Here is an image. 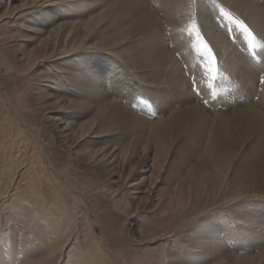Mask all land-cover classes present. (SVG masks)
I'll return each mask as SVG.
<instances>
[{"label": "bare ground", "instance_id": "1", "mask_svg": "<svg viewBox=\"0 0 264 264\" xmlns=\"http://www.w3.org/2000/svg\"><path fill=\"white\" fill-rule=\"evenodd\" d=\"M219 1L264 39L261 0ZM193 4L0 0V264H264V86L200 103L165 27ZM203 26L257 95L264 49Z\"/></svg>", "mask_w": 264, "mask_h": 264}, {"label": "rangeland", "instance_id": "2", "mask_svg": "<svg viewBox=\"0 0 264 264\" xmlns=\"http://www.w3.org/2000/svg\"><path fill=\"white\" fill-rule=\"evenodd\" d=\"M261 1L264 3V0ZM193 5V10L185 12L183 17H181L178 27L170 28L168 25L165 26L170 38L167 43L172 51L173 49H176L174 54L183 67V73H186H184V75L189 80L190 90L194 93V95H196V98L200 101V103L210 110H215V108H219L220 105V108H222L224 106V102L227 100H233L234 102L242 101V103L248 104H252L253 102L254 104L258 103L260 99L259 94L263 91L262 89L264 86V72L259 73L257 76L256 92L258 94L256 93L257 95H253V87L252 89L250 87L248 88L247 84L244 85V83L241 82L242 79L238 76L239 70L238 72L235 70L231 71L229 68L226 69L227 67L224 66L225 57H221L219 55L215 44L211 41L207 29L203 26L204 13L206 12L211 14L212 24L216 28L218 27L222 31H225L229 41L233 44V47H238L239 51L241 50L242 52H245L247 57L251 60L259 61L262 59L260 58L262 57V52L260 51L264 49V39L259 36L256 29L252 27L253 25L245 16L238 14L219 0H194ZM241 25L244 27H241ZM173 38L176 41L173 40ZM242 42L245 44H242ZM208 50L211 51V56L206 55ZM114 76V78H116L115 80H120V82L116 84L118 91L124 85L123 81L126 80V83L129 81V84L133 83L132 79L129 77V73L123 75L122 78H119L121 77L120 74H116ZM134 89L135 87L128 86L124 92L129 97H135V104L137 103V106L139 105L141 107V109H137V112L144 115L145 112L143 109L146 110V107L150 105L152 100L147 98L148 94H144L143 91H136ZM204 89H211L213 91L208 94V98L210 97L209 99H206L204 97L205 95L200 94V92L202 93ZM222 89H225L226 95L225 100L222 99L223 101L221 100V95L223 93ZM239 95L244 96L240 98ZM156 111H158V108ZM146 113L149 114L148 112ZM156 114L157 113L149 114L148 116L153 117ZM230 238L232 241L235 240V238L231 236L229 239ZM236 245H238L237 248H241L239 246L241 245L240 243ZM237 248L232 246L231 250L236 252ZM241 250L245 251L246 249ZM241 250L236 253L239 254L240 252L239 255L245 254ZM117 263L123 264L120 259Z\"/></svg>", "mask_w": 264, "mask_h": 264}, {"label": "clouds", "instance_id": "3", "mask_svg": "<svg viewBox=\"0 0 264 264\" xmlns=\"http://www.w3.org/2000/svg\"><path fill=\"white\" fill-rule=\"evenodd\" d=\"M206 55H209V56H211V51H210V50H208V52H206Z\"/></svg>", "mask_w": 264, "mask_h": 264}, {"label": "snow or ice", "instance_id": "4", "mask_svg": "<svg viewBox=\"0 0 264 264\" xmlns=\"http://www.w3.org/2000/svg\"><path fill=\"white\" fill-rule=\"evenodd\" d=\"M241 27H244L243 25H241Z\"/></svg>", "mask_w": 264, "mask_h": 264}]
</instances>
